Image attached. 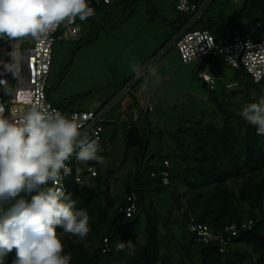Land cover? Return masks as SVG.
Masks as SVG:
<instances>
[{
	"label": "trees",
	"instance_id": "trees-1",
	"mask_svg": "<svg viewBox=\"0 0 264 264\" xmlns=\"http://www.w3.org/2000/svg\"><path fill=\"white\" fill-rule=\"evenodd\" d=\"M132 1L135 0H116L110 5L93 0L88 3L95 9ZM215 1L191 29L218 35L234 25L248 32L257 22L264 23V0H243L237 6L228 1L217 13L206 16ZM190 20L189 15L177 13L170 24L168 41L153 58ZM95 38L93 35L86 43ZM237 72V90L225 86L219 89L218 82L215 91L208 90V99L215 106L217 116L220 115L217 123L201 118L171 132L159 131V142L153 146L152 122L147 115L144 127L136 123L126 125L123 131L126 149L137 153L133 160L136 167L134 172L119 178L122 180L119 190L111 189L112 171L103 173L96 161L99 174L91 187L66 183V194L71 195L78 210L88 213L91 228L83 239L57 229L64 253L71 254V264H264V135H258L256 128L240 115L247 104L257 103L264 97V87L254 84L242 71ZM136 78L133 75L124 79L118 90L133 84ZM114 132L117 134L119 129ZM150 146L158 151L148 157ZM105 147L104 130L99 152L103 158ZM166 162L170 168L165 167ZM164 170L169 172L167 185L162 182ZM163 190L170 194L171 200L166 212L153 199ZM126 196L136 198V212L123 225L125 215L119 210ZM8 206L5 204L6 209ZM141 215H144V227L137 231L135 227L142 222ZM191 217L208 224L214 231L236 225L239 234L233 238L234 247L220 252L214 244L198 243L196 234L189 230ZM249 221H253L252 227L242 229ZM139 233L144 235L142 241ZM129 240L134 252L130 253L127 248L117 250L118 243ZM15 257L13 250L4 258V264H12Z\"/></svg>",
	"mask_w": 264,
	"mask_h": 264
},
{
	"label": "clouds",
	"instance_id": "clouds-1",
	"mask_svg": "<svg viewBox=\"0 0 264 264\" xmlns=\"http://www.w3.org/2000/svg\"><path fill=\"white\" fill-rule=\"evenodd\" d=\"M94 15L88 0H0V39L15 42L5 72L14 77L19 73L23 41H46L59 25ZM132 72L146 82L149 77L159 81L154 66L147 68V75L139 65ZM0 88L7 96L16 94L7 80L0 81ZM5 111L0 103V264L13 250L12 264H71L57 229L86 238L90 217L76 208L61 181L71 174L66 162L73 154L81 162L104 163L98 139L82 132L75 113L68 116L40 103H32L15 120ZM240 115L264 135V97L247 104ZM5 204L9 206L3 210ZM126 248L135 251L131 240L117 244L118 251Z\"/></svg>",
	"mask_w": 264,
	"mask_h": 264
},
{
	"label": "rangeland",
	"instance_id": "rangeland-1",
	"mask_svg": "<svg viewBox=\"0 0 264 264\" xmlns=\"http://www.w3.org/2000/svg\"><path fill=\"white\" fill-rule=\"evenodd\" d=\"M228 1L237 6L233 0H216L206 16L217 13L227 5ZM177 13L169 0H135L112 7L97 6L93 17L83 22L77 19L75 22L82 29L79 38L76 41L57 43L53 50L48 82L50 101L65 111L96 110L117 91L124 79L135 75L132 72L133 65H139L147 75V66L155 61L152 60L153 55L168 41L171 35L170 24L177 17ZM91 19L94 23L92 25H90ZM229 31L231 35L245 33L235 25L229 27ZM93 35L96 38L86 43ZM6 41L7 39H0V44H4ZM166 49L163 50L165 51L163 53L167 55L161 59L159 57V62L155 66L159 81L149 77L146 82L141 77L136 89L144 86L147 90V87L150 86L153 92H157L161 88L160 81L164 72L169 69L170 58L174 62L180 60L175 47H169L167 51ZM206 63V70L210 74L214 76L215 72H218L216 78L219 89L238 80L236 79L238 72L221 61L209 59ZM199 66L200 62L197 61L191 63L189 67H184L185 72L188 71L191 81L176 75L171 81L172 85L169 86L177 89L174 87L177 83L178 87L186 89L187 92L194 89L193 95L184 94L173 98L172 101L167 100L162 110H157L154 116L149 115L152 122L151 130L154 134L151 141L152 146L159 142L157 137L159 131L171 132L180 125L184 126L201 118H204L205 121L218 122L220 115L217 116L215 106L208 101V90L202 87V81L198 79ZM252 96H256L255 91H252ZM152 99V97L147 98L145 102H142V106L147 107ZM153 102L155 106L159 103L154 100ZM173 106L177 108H173ZM137 126L140 127V124ZM117 127L119 132L116 134L114 124L105 126L104 163L100 164L103 173L112 171L111 189L113 191L122 187V180L119 178L122 179L123 175L134 172L136 166L133 160L137 155L135 151L126 149L123 137L125 126L118 124ZM152 146L149 148L148 157L158 151L154 150ZM160 193L153 199L156 202L155 205L159 206L162 212H166L169 209V203H171L170 194L164 190ZM140 217L142 222L140 221L136 225L137 231H141L144 227V215ZM176 228L180 233V228ZM138 238L142 241L143 233H139Z\"/></svg>",
	"mask_w": 264,
	"mask_h": 264
},
{
	"label": "built area",
	"instance_id": "built-area-1",
	"mask_svg": "<svg viewBox=\"0 0 264 264\" xmlns=\"http://www.w3.org/2000/svg\"><path fill=\"white\" fill-rule=\"evenodd\" d=\"M95 2L110 5L116 0H93ZM214 0H169L173 9L181 14L191 17L190 22L176 34L163 50L175 47L184 64L200 62L204 70H199L198 78L206 84L209 91L217 89V78L210 74L207 68V59H216L229 67L242 71L254 84L264 87V23L257 22L248 32L230 34L229 30L213 35L206 30H193L192 25L200 20L203 13ZM243 0H233L239 4ZM183 5V6H181ZM81 33V28L76 22L63 23L53 31L46 41L37 43L32 40L23 41L19 47L23 53L20 58V71L14 77L4 70V63L12 62L9 53L13 50V43L0 44V81L7 80L9 85L16 90L13 96H7L0 88V103L5 105V116L9 119H17L32 103H40L45 107L57 109L71 116L77 114L83 124L82 132H87L92 139H98L100 148L103 140L107 115L117 98L130 93L133 84L118 91L115 99L107 106L92 111L72 110L65 111L52 103L48 95V82L50 79L53 50L57 43L76 41ZM165 52V51H163ZM207 77V79H206ZM229 90L239 87V82H231L225 85ZM71 168V174L64 177L61 185L66 192V183L73 182L81 187H91L98 177V169L95 161L81 162L75 154L66 162ZM166 168H170L168 162ZM163 184H169V172H162ZM136 198L126 196L125 204L120 207V214L125 215L121 224L125 225L136 212ZM3 210H6L4 205ZM189 230L196 234V240L203 245L214 244L220 252H227L234 247L233 238L237 237L239 230L232 225L223 231H214L206 223H199L195 217L190 218ZM253 221L242 225V229H250Z\"/></svg>",
	"mask_w": 264,
	"mask_h": 264
},
{
	"label": "crops",
	"instance_id": "crops-1",
	"mask_svg": "<svg viewBox=\"0 0 264 264\" xmlns=\"http://www.w3.org/2000/svg\"><path fill=\"white\" fill-rule=\"evenodd\" d=\"M171 51V50H170ZM161 51H159V53L152 59L155 60L154 62H150L151 64H149V66H156V64L159 62V57L160 59L165 57L167 54L166 53H160ZM158 59V60H157ZM157 60V61H156ZM155 64V65H153ZM189 64H184L181 59L178 60L177 62H174L173 59L170 58L169 63H168V71L171 72H164V75H162V79L160 81V85L161 88L157 91V92H153L149 87H147L148 89L145 90L144 86L136 89V87L138 86V82L140 80V78H136L133 87L131 88V93H129L126 96L123 97H119L116 99V101L114 102V105L111 107V109L109 110V118L108 119V125L109 123H112L115 125V128H118L117 125L121 124L122 126H130L132 123H136V125L140 124V127H144V118L145 115H147L149 117V115L154 116V114H156L157 110H162V108H164L165 106V102L167 100L172 101L173 98H177L179 96L182 95H188L191 94L193 95L194 93L192 91H186V89H183L181 87H178L177 83L174 85V87H176L177 89H173V87H169L171 86V81L172 79L178 75L179 77L181 76L182 78H185L186 80H189V76H188V71L187 73L184 70V67L190 65ZM147 66V68L149 67ZM203 66H199L198 70H200V68ZM146 68V69H147ZM145 69V70H146ZM171 73H173L174 75H170ZM183 73V74H181ZM217 73V72H215ZM188 76V78H187ZM191 81V80H189ZM171 84V85H170ZM137 85V86H136ZM202 87L206 88V86H203V82H202ZM208 90V89H207ZM119 90L117 89L116 92H118ZM116 92H114L112 95H114ZM111 95V96H112ZM110 96V97H111ZM108 97L105 102L110 98ZM152 97V101L149 102V105L147 107L142 106V102H145L147 98ZM208 98H209V91H208ZM154 101H158L159 103L155 106ZM209 101V99H208ZM103 102L101 105H99L97 107L100 108L102 107V105L105 103ZM112 102V101H111ZM110 102V103H111ZM109 103V104H110ZM107 106V105H106ZM176 106H173V108ZM177 108V107H176ZM156 116V115H155ZM155 118V117H154ZM119 122V123H117ZM124 137V136H123Z\"/></svg>",
	"mask_w": 264,
	"mask_h": 264
},
{
	"label": "water",
	"instance_id": "water-1",
	"mask_svg": "<svg viewBox=\"0 0 264 264\" xmlns=\"http://www.w3.org/2000/svg\"><path fill=\"white\" fill-rule=\"evenodd\" d=\"M204 67H201L200 70H204ZM214 76H217V73L214 74ZM203 86H205V83H203Z\"/></svg>",
	"mask_w": 264,
	"mask_h": 264
}]
</instances>
